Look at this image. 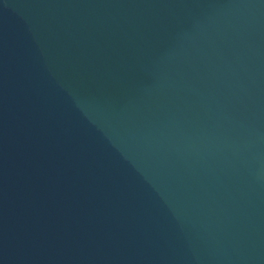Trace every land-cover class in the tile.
<instances>
[{"label":"water","instance_id":"obj_1","mask_svg":"<svg viewBox=\"0 0 264 264\" xmlns=\"http://www.w3.org/2000/svg\"><path fill=\"white\" fill-rule=\"evenodd\" d=\"M0 264H264V0H0Z\"/></svg>","mask_w":264,"mask_h":264}]
</instances>
